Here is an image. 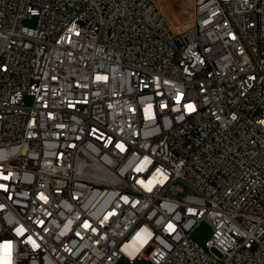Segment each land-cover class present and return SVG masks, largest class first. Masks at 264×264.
Returning a JSON list of instances; mask_svg holds the SVG:
<instances>
[{
    "label": "built area",
    "instance_id": "obj_1",
    "mask_svg": "<svg viewBox=\"0 0 264 264\" xmlns=\"http://www.w3.org/2000/svg\"><path fill=\"white\" fill-rule=\"evenodd\" d=\"M193 1L0 0V264H264V0Z\"/></svg>",
    "mask_w": 264,
    "mask_h": 264
},
{
    "label": "rangeland",
    "instance_id": "obj_2",
    "mask_svg": "<svg viewBox=\"0 0 264 264\" xmlns=\"http://www.w3.org/2000/svg\"><path fill=\"white\" fill-rule=\"evenodd\" d=\"M157 7L168 23L169 27L174 31L182 30L192 24L193 21V0H156ZM35 20H29L27 25L33 26ZM31 103L30 99L24 100V105L28 106ZM175 185L179 186L183 193L187 190V185L182 181H177ZM183 193L172 195L173 199H179ZM211 229L206 222L199 223L191 233V239L199 245L210 237ZM116 264H128L124 259L119 260ZM135 264H146L145 261H136Z\"/></svg>",
    "mask_w": 264,
    "mask_h": 264
},
{
    "label": "bare ground",
    "instance_id": "obj_3",
    "mask_svg": "<svg viewBox=\"0 0 264 264\" xmlns=\"http://www.w3.org/2000/svg\"><path fill=\"white\" fill-rule=\"evenodd\" d=\"M128 246V245H127ZM132 253H130V255H131Z\"/></svg>",
    "mask_w": 264,
    "mask_h": 264
}]
</instances>
